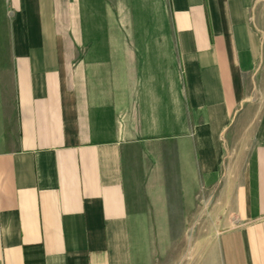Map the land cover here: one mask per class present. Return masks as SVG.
<instances>
[{"label": "crops", "instance_id": "crops-1", "mask_svg": "<svg viewBox=\"0 0 264 264\" xmlns=\"http://www.w3.org/2000/svg\"><path fill=\"white\" fill-rule=\"evenodd\" d=\"M124 13L169 30L115 34ZM255 21L256 0H0V264H143L210 220L211 183L222 264H264Z\"/></svg>", "mask_w": 264, "mask_h": 264}, {"label": "rangeland", "instance_id": "rangeland-1", "mask_svg": "<svg viewBox=\"0 0 264 264\" xmlns=\"http://www.w3.org/2000/svg\"><path fill=\"white\" fill-rule=\"evenodd\" d=\"M122 14V12L116 13L121 21H123ZM124 14L125 26L114 28L115 34L126 36L164 35L169 30V27H148L147 24L143 27L135 26L134 17L127 20V13ZM144 20L143 22L147 23ZM150 23L153 24L154 21L150 20ZM163 23L167 24L168 22L164 21ZM255 24L260 36V59L247 75V104L251 106V109L249 107L248 115H255L261 109L264 102V0H256ZM245 137L246 131L241 129L237 138L241 140L240 143L232 140V143L228 144L230 152L233 153L235 150L245 153L247 148L242 142ZM234 158L235 156L227 157L226 166L228 168L231 167V162L234 161ZM234 167L233 165L231 168L233 169ZM211 184L210 203L207 204L204 212L205 216H208V213L210 214V220L197 218L194 235L172 237L171 244H166V248L162 250L158 249L156 252L152 250L148 251L147 258L143 264H222V252L219 251L217 245L219 239L218 233L226 226V220L225 218H221V216L225 217L229 213L227 211L231 208L229 196L231 191L226 188L222 189L223 187L221 188L220 183ZM199 208L202 209V204L200 203H198L197 209Z\"/></svg>", "mask_w": 264, "mask_h": 264}]
</instances>
